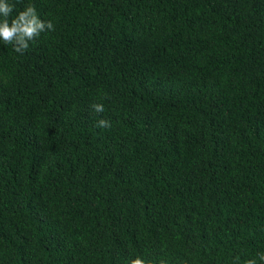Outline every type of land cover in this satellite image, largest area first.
I'll return each instance as SVG.
<instances>
[{"label":"trees","instance_id":"1","mask_svg":"<svg viewBox=\"0 0 264 264\" xmlns=\"http://www.w3.org/2000/svg\"><path fill=\"white\" fill-rule=\"evenodd\" d=\"M8 3L0 264H264V0Z\"/></svg>","mask_w":264,"mask_h":264},{"label":"clouds","instance_id":"2","mask_svg":"<svg viewBox=\"0 0 264 264\" xmlns=\"http://www.w3.org/2000/svg\"><path fill=\"white\" fill-rule=\"evenodd\" d=\"M15 5L8 3V0H0V41L4 44H11L17 53L23 54L32 41H35L41 33L54 31L52 21L41 20L35 6L29 4L26 8L19 11L11 21L9 16L13 13ZM96 113L104 111L103 104L92 105ZM110 121L100 119L96 122V127L108 128ZM259 260L264 262V253L259 255ZM129 264H150L140 257L131 259ZM160 264H164L163 261ZM246 264H257L255 260H248Z\"/></svg>","mask_w":264,"mask_h":264}]
</instances>
